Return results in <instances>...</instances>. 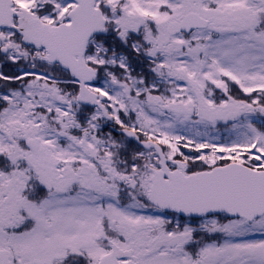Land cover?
<instances>
[{"label": "snow or ice", "instance_id": "snow-or-ice-1", "mask_svg": "<svg viewBox=\"0 0 264 264\" xmlns=\"http://www.w3.org/2000/svg\"><path fill=\"white\" fill-rule=\"evenodd\" d=\"M0 264H264V0H0Z\"/></svg>", "mask_w": 264, "mask_h": 264}]
</instances>
